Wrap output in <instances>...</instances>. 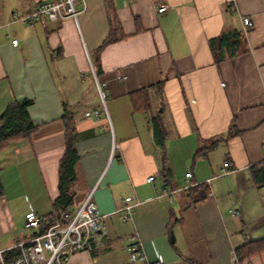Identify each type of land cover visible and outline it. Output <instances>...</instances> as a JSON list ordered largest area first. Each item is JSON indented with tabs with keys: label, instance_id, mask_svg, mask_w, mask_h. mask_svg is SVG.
<instances>
[{
	"label": "crops",
	"instance_id": "0c3cea01",
	"mask_svg": "<svg viewBox=\"0 0 264 264\" xmlns=\"http://www.w3.org/2000/svg\"><path fill=\"white\" fill-rule=\"evenodd\" d=\"M41 1L50 0H0V115L14 100L32 99L37 126L0 152V249L28 238L29 212L54 210L68 111L79 153L72 211L93 193L104 216L94 249L72 264H139L126 250L133 234L150 260L238 264L245 237L264 239V185L250 171L264 162V0H86L77 22L11 23L13 12ZM244 17L254 22L248 31ZM234 30L244 35L240 54L216 63L209 41ZM110 34L116 40L99 51ZM152 119L165 133L163 148ZM188 180L208 188L202 200L183 191ZM163 188L178 191L162 196ZM127 197L139 202L131 222L120 212ZM242 264H264V252Z\"/></svg>",
	"mask_w": 264,
	"mask_h": 264
},
{
	"label": "built area",
	"instance_id": "2783aa9c",
	"mask_svg": "<svg viewBox=\"0 0 264 264\" xmlns=\"http://www.w3.org/2000/svg\"><path fill=\"white\" fill-rule=\"evenodd\" d=\"M86 0H50L38 2L35 8L29 13H20L15 11L12 13L11 23H21L23 25H32L42 19L50 22H60L66 19H74L78 21L79 9L77 4H82V11L86 8ZM167 5L158 7L159 13L167 11ZM244 30L248 31L254 27V22L250 17L243 18ZM12 44L18 45V39H13ZM91 72L95 80L100 99L104 106L108 99V93L104 90V86L97 78L94 67L91 63ZM125 76L120 71L118 80L122 81ZM104 88V89H103ZM100 110H95L96 116L101 115ZM91 113H87L90 115ZM118 149L113 144V152ZM229 163H224L223 173L229 172ZM191 173H187L189 179ZM155 177L147 178V182L152 183ZM190 180L183 188L187 191L191 188ZM178 191L175 189L163 188L161 195H171ZM139 202H132L131 197H127L120 208L123 213V221L131 222L135 213V207ZM52 213V212H51ZM49 213V214H51ZM49 214L40 215L31 211L26 216L24 228L28 231L29 236L26 240L8 247L0 249V264H72L71 257L81 252H91L94 249L99 233L103 229L104 216L100 213L96 203L93 200V193H89L83 203L75 211L66 212L61 219L54 223H48ZM54 214V213H53ZM231 216H239L240 211L236 209L230 210ZM18 249V253L11 259L6 256L7 252ZM129 259L139 264H168L162 257L157 256L150 260L146 254L140 237L137 234L131 236L130 242L126 247ZM93 264V263H90Z\"/></svg>",
	"mask_w": 264,
	"mask_h": 264
},
{
	"label": "trees",
	"instance_id": "16d2710c",
	"mask_svg": "<svg viewBox=\"0 0 264 264\" xmlns=\"http://www.w3.org/2000/svg\"><path fill=\"white\" fill-rule=\"evenodd\" d=\"M243 36V33L234 30L224 32L218 38L211 39L209 43L215 62L220 63L228 58L238 56L240 54ZM115 40L116 38L110 34L99 51ZM92 65L97 78H100L102 69L99 60H93ZM32 104V99H16L9 104L0 115V152L8 148L13 142L31 137L35 132L37 126L33 123L29 113V108ZM63 119L66 126V149L60 160L59 166V196L54 201V210L49 214L48 223L58 221L66 212H72V207L74 205V185L76 182L75 164L79 159V153L76 147V126L72 114L68 111L65 112ZM152 120L151 122H153V127L155 129L157 143L163 148V137L165 133L161 125L155 119ZM218 141L219 140H216L210 148L214 147ZM200 153L201 150L197 153V156ZM250 171L254 183L256 185H264V162L253 165ZM163 173L165 176L169 174L166 171H163ZM196 190L199 196H201L200 200L208 193V188L206 186L197 187L195 189L192 187L189 189L190 196H192ZM4 194L5 188L0 177V198L3 197ZM262 252H264V239L254 241L249 237H245L243 243L235 248L236 261L238 264H242L245 260ZM17 253L18 249H14L7 252L6 256L8 259H11Z\"/></svg>",
	"mask_w": 264,
	"mask_h": 264
},
{
	"label": "rangeland",
	"instance_id": "374dc122",
	"mask_svg": "<svg viewBox=\"0 0 264 264\" xmlns=\"http://www.w3.org/2000/svg\"><path fill=\"white\" fill-rule=\"evenodd\" d=\"M76 8L78 9V7H77V5H76ZM0 11H2V7L0 6ZM25 231H26V229H25ZM27 232V231H26Z\"/></svg>",
	"mask_w": 264,
	"mask_h": 264
}]
</instances>
